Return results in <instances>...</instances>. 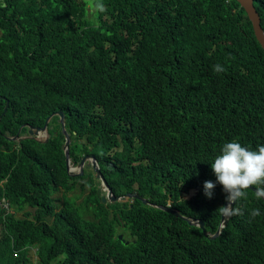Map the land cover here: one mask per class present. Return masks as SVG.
I'll return each instance as SVG.
<instances>
[{"label": "trees", "instance_id": "1", "mask_svg": "<svg viewBox=\"0 0 264 264\" xmlns=\"http://www.w3.org/2000/svg\"><path fill=\"white\" fill-rule=\"evenodd\" d=\"M103 3L97 15L85 0H0V264H264V199L251 188L210 238L139 199L105 205L91 167L68 172L60 115L48 141L7 137L63 111L75 164L94 154L116 195L217 232L227 194L204 195L211 163L226 142L264 145L253 24L238 0Z\"/></svg>", "mask_w": 264, "mask_h": 264}, {"label": "clouds", "instance_id": "2", "mask_svg": "<svg viewBox=\"0 0 264 264\" xmlns=\"http://www.w3.org/2000/svg\"><path fill=\"white\" fill-rule=\"evenodd\" d=\"M85 2H86L87 8L90 9L94 14L98 15L99 13H103L105 11V5L103 3V0H85ZM262 48H263V46H262ZM213 71H215L216 73H221L224 71V67L220 64H215V65H213ZM51 120H50V122H51ZM49 128L50 127L48 125V132H49ZM28 135H29V133H28ZM28 135H26V136H28ZM86 155H94V154H86ZM86 155H84V156H86ZM98 163H99V161H98ZM79 164L74 163V170L68 171V172L73 174V175H82V174H79L82 171ZM76 166L79 168V172H76V170H77ZM86 166L91 167L93 169V166L89 165L88 161L86 162L84 169ZM211 169H212V171L215 175V178H216L215 183L212 181H205L203 183V192L207 198L211 199L213 197L214 189H215L216 185L219 184L220 186H222L223 191L227 194L225 197V199L227 201L226 202L227 205L225 204V206H220L216 211L222 216V218L223 217L227 218L228 222H229L231 216L242 214L241 210L237 207H232V204H233V202H235V205H236L237 201H239L241 198H244L246 196L247 191L250 188L251 189L254 188L255 196L257 199H260V198L264 199V145H259L256 150H251L245 146H242L241 143L237 142L236 140L226 142L222 145L221 150H220V154H218L214 158V162L211 163ZM95 176H96V173H95ZM97 179L99 181L98 183H99V187L101 189L102 202L105 205H108L110 203L115 204L117 202H121V201H124L126 199H131V200L139 199V198H125V199H119L116 201H112L109 199V197L107 195H105V188H104V185L102 183V180L100 178H97ZM110 188L112 189L111 186H110ZM112 192H113V195L116 197H120L122 195L127 194V193H125L122 195H116L114 193L113 189H112ZM129 193H136V192H129ZM136 194H138V193H136ZM138 195H140V194H138ZM104 197L106 198L105 201L103 200ZM143 198L149 200L146 197H143ZM139 200H141L144 203V201L142 199H139ZM153 203H156V202H151L149 200V204L153 205ZM157 205H163V204H157ZM91 206H92L93 212L95 213L96 208L94 206V203H91ZM164 206L174 208L172 205H164ZM174 209H177V208H174ZM260 214L261 213H260V210L258 208L252 209L250 212V215L252 218L257 217ZM189 218L192 219V218H197V217H189ZM198 219H201V218H198ZM201 220H203V219H201ZM221 224H222V220H221ZM221 224H220V226H221ZM220 226H219L218 230L220 229ZM205 227H206V223H205ZM206 230H207V228H206ZM216 233L208 232V236L210 237L211 235H214ZM120 238H122V239L124 238L123 234H120Z\"/></svg>", "mask_w": 264, "mask_h": 264}, {"label": "water", "instance_id": "3", "mask_svg": "<svg viewBox=\"0 0 264 264\" xmlns=\"http://www.w3.org/2000/svg\"><path fill=\"white\" fill-rule=\"evenodd\" d=\"M238 1L241 4V7L245 9L249 19L251 20V22L253 24L256 37L264 48V27L262 25L261 15H260V13H259V11L255 5V0H238ZM8 107H9V103L6 104L5 111H7ZM55 115H60V123L62 124L63 132L66 136V142L64 144V149L66 151V156H67V169H68V171H73L74 170V163L72 162V159L70 156V145L72 142V138H71L70 133L66 129L65 113L63 111L52 113L47 118L44 126H39V127L31 126L29 128V135L28 136H19V134H18L15 137H11V136H7V137L11 140H20L21 138H34L40 142L48 141V139H49L48 125H49V122L52 119V117ZM6 135H9V131H7ZM42 136H46L45 139H42L41 138ZM87 161H88L89 165L93 166V169L96 173V177L100 178L102 180V183H103L104 188H105V195H107L110 200L116 201V200L125 199V198H139V199H142L145 204H149V200L143 198L142 196H140L136 193H127V194L122 195L120 197L114 196L107 179L105 178L104 174L102 173V170L100 168V165H99L98 160H97L95 155H86L82 158V160L79 164L82 171L79 174H83L84 166H85ZM252 189L254 190V188H252ZM103 200L105 201L106 198L104 197ZM153 205L155 207L166 210L169 213H172L173 215H175L178 218H182L183 220L187 221L191 225L199 226L208 235V232H207L206 227H205V222L203 220L198 219V218H192L191 219L189 217H186L181 213V211H179L178 209H174L172 207H168V206H164V205H157L156 203H153ZM234 205H235V202H233L232 207H234ZM227 224H228V219L223 217L220 229L217 231L216 234L211 235L210 237L215 238V237L219 236Z\"/></svg>", "mask_w": 264, "mask_h": 264}, {"label": "rangeland", "instance_id": "4", "mask_svg": "<svg viewBox=\"0 0 264 264\" xmlns=\"http://www.w3.org/2000/svg\"><path fill=\"white\" fill-rule=\"evenodd\" d=\"M45 137L46 136H42L41 138L42 139H45ZM76 168H77V170H76V172H79V168L76 166ZM83 200H81V202H82ZM92 211V213L94 214V212H93V210H92V206H91V203H90V212Z\"/></svg>", "mask_w": 264, "mask_h": 264}]
</instances>
